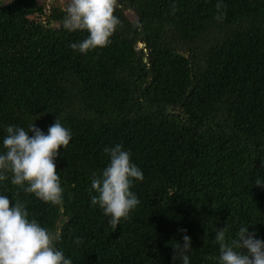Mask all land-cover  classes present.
<instances>
[{
	"label": "trees",
	"instance_id": "1",
	"mask_svg": "<svg viewBox=\"0 0 264 264\" xmlns=\"http://www.w3.org/2000/svg\"><path fill=\"white\" fill-rule=\"evenodd\" d=\"M217 2L115 0L110 43L80 54L70 45L88 34L63 28L68 0L47 24L46 0H0V143L8 125L47 134L57 118L72 136L55 161L60 204L10 179L0 194L23 202L72 264H173L181 229L191 264H215L216 228L228 225L229 242L241 226L264 240L254 183L264 179V0ZM117 143L144 179L113 232L89 189Z\"/></svg>",
	"mask_w": 264,
	"mask_h": 264
},
{
	"label": "clouds",
	"instance_id": "2",
	"mask_svg": "<svg viewBox=\"0 0 264 264\" xmlns=\"http://www.w3.org/2000/svg\"><path fill=\"white\" fill-rule=\"evenodd\" d=\"M114 7L115 0H68L63 28L68 32L86 31L88 34L78 43H72L71 49L87 54L106 47L119 24ZM216 8H221V0ZM5 133L0 143V183L10 179L13 186L33 194L40 201L60 204L63 189L55 161L60 149H65L72 139L70 130L57 118L47 134L35 122L29 124L27 130L8 125ZM103 151L109 163L91 177L90 203L98 206L107 218L106 230L111 228L115 232L122 220L140 204L130 189L134 181H142L144 175L132 162L130 150L124 149L122 144L105 147ZM254 183L264 187V179L259 176ZM249 228L239 227L230 242L226 237L228 225L215 229L214 241L219 249L215 264H264V240L257 239ZM180 231L183 243L175 241L171 246L173 264L177 261L191 264V239L186 229ZM80 242V238L74 240L76 245ZM0 264H72V260L54 245L47 229L29 218L23 202L0 194Z\"/></svg>",
	"mask_w": 264,
	"mask_h": 264
},
{
	"label": "built area",
	"instance_id": "3",
	"mask_svg": "<svg viewBox=\"0 0 264 264\" xmlns=\"http://www.w3.org/2000/svg\"><path fill=\"white\" fill-rule=\"evenodd\" d=\"M56 0H46V7H45V10L43 11V14L42 16L46 18V16H50L51 14V11H52V5L55 4ZM47 18V20L45 19V21L41 20L43 24H47V21L49 20ZM46 22V23H45Z\"/></svg>",
	"mask_w": 264,
	"mask_h": 264
},
{
	"label": "rangeland",
	"instance_id": "4",
	"mask_svg": "<svg viewBox=\"0 0 264 264\" xmlns=\"http://www.w3.org/2000/svg\"><path fill=\"white\" fill-rule=\"evenodd\" d=\"M47 18H48V16H46V18L43 17V16L40 17V19L43 20V21H45V19L47 20ZM31 19H32V20H35V21L38 20V18H37L36 16H31ZM45 23H46V22H45Z\"/></svg>",
	"mask_w": 264,
	"mask_h": 264
},
{
	"label": "water",
	"instance_id": "5",
	"mask_svg": "<svg viewBox=\"0 0 264 264\" xmlns=\"http://www.w3.org/2000/svg\"><path fill=\"white\" fill-rule=\"evenodd\" d=\"M140 45V47L142 46L141 44H139Z\"/></svg>",
	"mask_w": 264,
	"mask_h": 264
}]
</instances>
